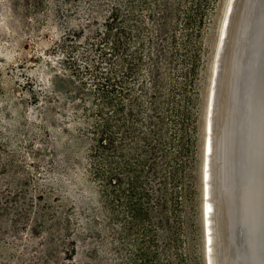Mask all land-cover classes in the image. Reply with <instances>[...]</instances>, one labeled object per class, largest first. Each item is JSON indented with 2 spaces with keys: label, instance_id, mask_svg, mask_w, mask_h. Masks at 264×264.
<instances>
[{
  "label": "rangeland",
  "instance_id": "rangeland-1",
  "mask_svg": "<svg viewBox=\"0 0 264 264\" xmlns=\"http://www.w3.org/2000/svg\"><path fill=\"white\" fill-rule=\"evenodd\" d=\"M226 1L174 0L169 28L177 60L163 67L168 82L158 94L166 116L164 150L156 155L162 168L144 173L154 208L128 232L125 206L94 167L99 119L88 66L102 60L92 44L109 51L97 30H104L113 3L0 0V264H205L204 108ZM94 4L104 14L100 22L91 15ZM192 7L187 28L184 16ZM169 90L176 98L170 106ZM152 141L160 144L156 134Z\"/></svg>",
  "mask_w": 264,
  "mask_h": 264
},
{
  "label": "trees",
  "instance_id": "trees-1",
  "mask_svg": "<svg viewBox=\"0 0 264 264\" xmlns=\"http://www.w3.org/2000/svg\"><path fill=\"white\" fill-rule=\"evenodd\" d=\"M111 2V10L104 18V30H97V34L109 45V51L104 49L102 42L92 44L96 51L100 50L102 60L88 66L94 75L93 109L99 119L93 126L96 133L94 158L97 159L94 167L105 186H114L112 193L121 202L120 205L125 206L131 219L127 230L133 232L137 221L150 215V210L154 208L149 207L150 193L145 185L144 173L162 168L156 162V155L158 150H164L162 141L166 138V116L159 111L158 94L168 82L167 76L163 75V67L167 69L177 60L175 32L169 28L177 9L174 8V0ZM178 4L180 6L181 2ZM160 6L164 9L155 11ZM93 8L91 15L100 22L99 17L104 14L95 10L98 8L96 4ZM193 10V7L190 8L184 16L187 28L193 23ZM145 13L148 15L145 16ZM148 19L152 20V25ZM168 37L173 38L172 45L166 43ZM104 60L109 63L108 69L103 65ZM165 98L169 106L176 102L172 90ZM155 134L159 137L160 144L157 146L152 141ZM162 156L170 162L168 153ZM105 163L109 169L105 168ZM144 165H147L146 171ZM126 179L127 184H124ZM166 191L163 195L167 194ZM93 193L97 194L96 190ZM162 197L161 213L167 202Z\"/></svg>",
  "mask_w": 264,
  "mask_h": 264
},
{
  "label": "water",
  "instance_id": "water-1",
  "mask_svg": "<svg viewBox=\"0 0 264 264\" xmlns=\"http://www.w3.org/2000/svg\"><path fill=\"white\" fill-rule=\"evenodd\" d=\"M227 4L228 0L218 29L204 108V134L200 165L204 257L205 264H216L214 258L216 251H212L214 257L211 260L208 255L210 252L208 244H220L224 250L226 243L230 249L226 259L227 264H264V249L256 239L251 237L243 217V207L238 192L239 182L234 175L232 180L228 176V168L239 146L240 115L255 85L259 91L260 105L264 109V0H239L234 19V36L227 47L225 96L222 115L219 116L220 132H218L219 143L216 145V150L213 149L212 143L208 142L210 114H212L210 104L216 85L214 81H216V65L218 64L216 51L220 42ZM222 62H225L224 57ZM259 118L262 123L264 117ZM215 125L216 112H214L213 128H216ZM255 136L258 137V135ZM208 144L212 145L210 151L207 149ZM210 203H212V210ZM219 217H222L221 223L217 221ZM209 226L214 228V231L212 230L214 234H218L216 231H219L217 236L219 244H216L218 243L216 239L210 242L207 235Z\"/></svg>",
  "mask_w": 264,
  "mask_h": 264
},
{
  "label": "bare ground",
  "instance_id": "bare-ground-1",
  "mask_svg": "<svg viewBox=\"0 0 264 264\" xmlns=\"http://www.w3.org/2000/svg\"><path fill=\"white\" fill-rule=\"evenodd\" d=\"M239 0H228L227 10L225 12L224 24L221 29L220 49L216 51L218 64L216 65V85L212 92L210 109V126L208 133V142L216 148L219 143L220 125L219 116L222 115L223 99L225 96V79L227 73V47L230 45L235 32V15ZM223 52H226L225 54ZM223 57L225 62L223 63ZM251 97L247 105L243 108L240 115V134L238 151L228 168V176L232 180L233 175L239 182V196L243 207V217L249 229L251 237L260 243L264 249V121L261 123L260 116L264 117V109L260 105L259 91L257 85L252 88ZM214 112H216V128H213ZM258 119V123H257ZM260 121V123H259ZM255 135H258L256 138ZM221 142V139H220ZM208 144V151L212 145ZM216 150V149H215ZM209 160V159H208ZM214 197V196H213ZM212 210V203H210ZM216 208V207H215ZM222 217L217 219L221 223ZM214 228L208 227V238L216 239L219 244V231L214 234ZM227 241V239L225 240ZM225 249L222 245L208 244V255L210 259L214 257L212 251H216V264H227L226 259L230 249L225 243ZM219 247V248H218ZM212 264V263H210Z\"/></svg>",
  "mask_w": 264,
  "mask_h": 264
}]
</instances>
